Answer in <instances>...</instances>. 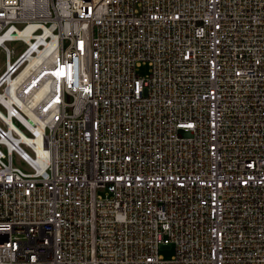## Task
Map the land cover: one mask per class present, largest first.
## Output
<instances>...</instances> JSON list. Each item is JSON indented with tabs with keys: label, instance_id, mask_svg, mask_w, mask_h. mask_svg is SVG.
<instances>
[{
	"label": "built area",
	"instance_id": "1",
	"mask_svg": "<svg viewBox=\"0 0 264 264\" xmlns=\"http://www.w3.org/2000/svg\"><path fill=\"white\" fill-rule=\"evenodd\" d=\"M0 54V264H264V0H0Z\"/></svg>",
	"mask_w": 264,
	"mask_h": 264
},
{
	"label": "bare ground",
	"instance_id": "2",
	"mask_svg": "<svg viewBox=\"0 0 264 264\" xmlns=\"http://www.w3.org/2000/svg\"><path fill=\"white\" fill-rule=\"evenodd\" d=\"M35 27V26H33ZM28 30V29H27ZM32 32H24L23 33V38L29 42V39L30 38H33L34 35L31 34ZM29 44H32V42H30ZM29 55V59H28V62L23 66V68H21L20 72H19V77L16 79L17 80V83L18 82H21L23 80H25L26 78H28L32 72H35L37 67H38V64L41 65V59L39 58H33L32 56V51H30L28 53ZM29 63V64H28ZM6 68V66H5ZM5 71V70H4ZM12 72H9L8 75H10ZM63 71H60L58 73V75H62ZM38 81V77H34L33 80L31 81L29 87H32L33 86V89L29 92V98L26 102H21L20 99H18V104L19 106L21 107V109L25 112V114H27L31 119H34V113L32 112V110L34 109V107L36 105H39V103L41 102L42 100V97H43V94H44V91L47 89V87L49 86L50 84V81H44L43 79L41 80V82H37ZM10 85H12L14 83L10 81ZM17 83L13 86V88H16V85ZM39 86L38 88H35V86ZM15 95V94H14ZM16 97V96H15ZM45 123L40 121V125L37 129L35 128H32L33 132L34 133H40V131H42L43 127H44ZM18 132L21 134L22 136V139L28 143H40L39 140L37 139H34V138H30V137H27L24 133H22L21 131L18 130ZM17 141V140H15ZM10 146H13L12 143H9ZM39 153H41L42 151H44L43 147L41 146L40 148V145L36 146L35 147Z\"/></svg>",
	"mask_w": 264,
	"mask_h": 264
},
{
	"label": "rangeland",
	"instance_id": "3",
	"mask_svg": "<svg viewBox=\"0 0 264 264\" xmlns=\"http://www.w3.org/2000/svg\"><path fill=\"white\" fill-rule=\"evenodd\" d=\"M9 48H19L18 45H15L14 43H10L8 44ZM5 66H6V60H5V56L3 54H0V74H2L5 70ZM142 73H145L146 70L145 68H143ZM14 124L16 127H18L21 131H23L25 133V135L27 137H30V135L28 133H26L15 121ZM23 149L25 150V152L32 156L30 150H28L26 147L23 146ZM14 165L18 168H20L21 170H23L24 172H29L30 169L26 166V164L24 162H22L17 156H14ZM160 253L162 256H164L166 259H169L173 254H174V249H161Z\"/></svg>",
	"mask_w": 264,
	"mask_h": 264
}]
</instances>
